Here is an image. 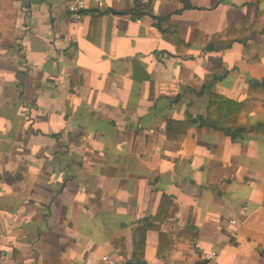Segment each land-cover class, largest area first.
Returning a JSON list of instances; mask_svg holds the SVG:
<instances>
[{
    "label": "crops",
    "instance_id": "obj_1",
    "mask_svg": "<svg viewBox=\"0 0 264 264\" xmlns=\"http://www.w3.org/2000/svg\"><path fill=\"white\" fill-rule=\"evenodd\" d=\"M103 3L0 0V264H264V0Z\"/></svg>",
    "mask_w": 264,
    "mask_h": 264
},
{
    "label": "built area",
    "instance_id": "obj_2",
    "mask_svg": "<svg viewBox=\"0 0 264 264\" xmlns=\"http://www.w3.org/2000/svg\"><path fill=\"white\" fill-rule=\"evenodd\" d=\"M88 2H91L92 7L99 12L104 11V3L103 0H67L66 4V12L70 18L75 20L79 24V28H81L80 23L85 15V13L89 10ZM150 0H135V6L136 8H141L146 5ZM230 225L235 226L236 221L231 220L229 222ZM204 260L207 262H215L217 258V253L211 252L203 255ZM105 261H109L111 264H114L115 262L108 260L107 258H104Z\"/></svg>",
    "mask_w": 264,
    "mask_h": 264
},
{
    "label": "trees",
    "instance_id": "obj_3",
    "mask_svg": "<svg viewBox=\"0 0 264 264\" xmlns=\"http://www.w3.org/2000/svg\"><path fill=\"white\" fill-rule=\"evenodd\" d=\"M220 36L218 37H215L213 39L212 42H210L208 45H207V48L206 50L207 51H212V50H222V49H226L230 46V44H226L224 46H216V42L219 40ZM251 62V61H249ZM252 63V62H251ZM212 82L213 80H209L207 83H206V88L211 86L212 85ZM221 102L225 103V104H232L233 106L235 107H240L239 105L237 104H234V103H231L227 100H224V99H220ZM198 119H193V120H189V121H186V122H169V124L167 125V129H166V133H167V138L169 139H174L176 137V135L178 133H184V131H182V129L184 130V128H194L195 130H199L200 127H202L203 123H202V118H199V126H197V128L194 127V125L197 123ZM216 128V127H215ZM180 129V130H178ZM217 129V128H216ZM178 130V131H177ZM224 131L227 132V134L230 136V137H235L237 134H238V131L235 130V129H225Z\"/></svg>",
    "mask_w": 264,
    "mask_h": 264
},
{
    "label": "water",
    "instance_id": "obj_4",
    "mask_svg": "<svg viewBox=\"0 0 264 264\" xmlns=\"http://www.w3.org/2000/svg\"><path fill=\"white\" fill-rule=\"evenodd\" d=\"M136 16H150V14L149 13H147V12H138V13H136Z\"/></svg>",
    "mask_w": 264,
    "mask_h": 264
}]
</instances>
